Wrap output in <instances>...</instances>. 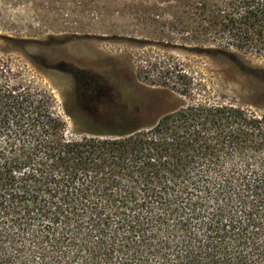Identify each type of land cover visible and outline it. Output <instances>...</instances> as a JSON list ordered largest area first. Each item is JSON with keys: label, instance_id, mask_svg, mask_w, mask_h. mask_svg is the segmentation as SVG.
<instances>
[{"label": "trees", "instance_id": "trees-1", "mask_svg": "<svg viewBox=\"0 0 264 264\" xmlns=\"http://www.w3.org/2000/svg\"><path fill=\"white\" fill-rule=\"evenodd\" d=\"M180 4L189 50L264 55V0ZM3 71L0 264H264V113L174 99L96 120L73 100L72 138L52 96Z\"/></svg>", "mask_w": 264, "mask_h": 264}, {"label": "rangeland", "instance_id": "rangeland-1", "mask_svg": "<svg viewBox=\"0 0 264 264\" xmlns=\"http://www.w3.org/2000/svg\"><path fill=\"white\" fill-rule=\"evenodd\" d=\"M184 1L0 0V69L52 96L72 138L74 126L63 105L79 99L80 82L108 79L110 73V96L118 100L116 87L128 86L131 71L137 88H131L133 111L149 121L169 111L174 99L264 113V85L250 76L264 71V55L217 46L207 55L189 50L193 44L177 30ZM145 72L152 85L140 79ZM183 90L189 94L180 95Z\"/></svg>", "mask_w": 264, "mask_h": 264}, {"label": "flooded vegetation", "instance_id": "flooded-vegetation-1", "mask_svg": "<svg viewBox=\"0 0 264 264\" xmlns=\"http://www.w3.org/2000/svg\"><path fill=\"white\" fill-rule=\"evenodd\" d=\"M145 74V75H144ZM143 76L150 78L149 73H144ZM137 75V74H136ZM124 77L125 75L122 74ZM126 79L128 81L127 85H122V87L117 86L116 88L119 90L120 98L118 100L111 99L110 92L115 89V77L113 78L112 74L110 73L109 78L101 77V78H88L83 80L78 84L77 94L79 99H74L80 105L81 111L93 119L100 120L102 116H105L108 112L112 111L115 106L124 107L127 112L130 114L136 113L133 111L132 104L130 102L132 90L136 91L137 88L135 87V80L132 77L131 71L126 72ZM106 82L107 84L103 83ZM150 81V80H148ZM134 83V86H133ZM144 83V82H143ZM149 83V82H147ZM151 83V81H150ZM146 84L147 86L152 84ZM95 85V86H92ZM89 86V89H87ZM132 88V90H131ZM83 95H89V97L85 100L89 104L85 103L83 99ZM87 105V106H86ZM85 106L87 109H85Z\"/></svg>", "mask_w": 264, "mask_h": 264}, {"label": "water", "instance_id": "water-1", "mask_svg": "<svg viewBox=\"0 0 264 264\" xmlns=\"http://www.w3.org/2000/svg\"><path fill=\"white\" fill-rule=\"evenodd\" d=\"M92 86H95V85H92ZM92 86H89L87 89H89V88L92 87ZM82 97H83V99L85 100L86 97H87V98L89 97V95H83ZM85 103H86V104H89V103L87 102V100H85ZM86 106H87V105H86ZM86 106H85V109H87Z\"/></svg>", "mask_w": 264, "mask_h": 264}]
</instances>
